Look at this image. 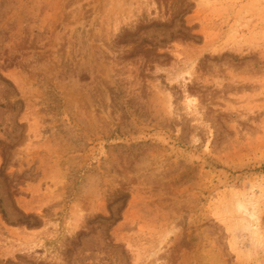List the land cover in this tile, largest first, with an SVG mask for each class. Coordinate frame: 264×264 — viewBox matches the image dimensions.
<instances>
[{
    "label": "rangeland",
    "instance_id": "1",
    "mask_svg": "<svg viewBox=\"0 0 264 264\" xmlns=\"http://www.w3.org/2000/svg\"><path fill=\"white\" fill-rule=\"evenodd\" d=\"M0 264H264V0H0Z\"/></svg>",
    "mask_w": 264,
    "mask_h": 264
},
{
    "label": "bare ground",
    "instance_id": "2",
    "mask_svg": "<svg viewBox=\"0 0 264 264\" xmlns=\"http://www.w3.org/2000/svg\"><path fill=\"white\" fill-rule=\"evenodd\" d=\"M241 206L243 207L242 203L240 202V207H241Z\"/></svg>",
    "mask_w": 264,
    "mask_h": 264
}]
</instances>
